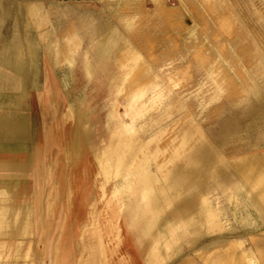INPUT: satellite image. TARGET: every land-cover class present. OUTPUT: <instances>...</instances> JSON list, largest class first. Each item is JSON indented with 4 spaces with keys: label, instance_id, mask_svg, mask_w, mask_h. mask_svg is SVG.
Wrapping results in <instances>:
<instances>
[{
    "label": "rangeland",
    "instance_id": "374dc122",
    "mask_svg": "<svg viewBox=\"0 0 264 264\" xmlns=\"http://www.w3.org/2000/svg\"><path fill=\"white\" fill-rule=\"evenodd\" d=\"M0 264H264V0H0Z\"/></svg>",
    "mask_w": 264,
    "mask_h": 264
},
{
    "label": "crops",
    "instance_id": "0c3cea01",
    "mask_svg": "<svg viewBox=\"0 0 264 264\" xmlns=\"http://www.w3.org/2000/svg\"><path fill=\"white\" fill-rule=\"evenodd\" d=\"M9 131H15V128H12L11 130H9Z\"/></svg>",
    "mask_w": 264,
    "mask_h": 264
}]
</instances>
